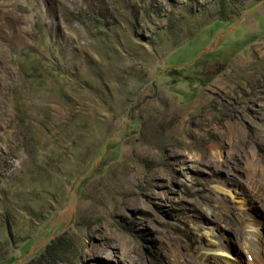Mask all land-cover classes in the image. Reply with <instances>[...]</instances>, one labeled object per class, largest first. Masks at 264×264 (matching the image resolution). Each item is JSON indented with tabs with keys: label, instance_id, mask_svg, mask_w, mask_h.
<instances>
[{
	"label": "rangeland",
	"instance_id": "374dc122",
	"mask_svg": "<svg viewBox=\"0 0 264 264\" xmlns=\"http://www.w3.org/2000/svg\"><path fill=\"white\" fill-rule=\"evenodd\" d=\"M256 163L264 0H0V264H246Z\"/></svg>",
	"mask_w": 264,
	"mask_h": 264
},
{
	"label": "bare ground",
	"instance_id": "6f19581e",
	"mask_svg": "<svg viewBox=\"0 0 264 264\" xmlns=\"http://www.w3.org/2000/svg\"><path fill=\"white\" fill-rule=\"evenodd\" d=\"M245 175L251 182L249 192L251 200L249 199L250 201H248L253 203L254 199L264 200V165L256 163L253 172L247 169ZM220 190L234 198V193L229 189L222 188ZM237 205L238 208L245 210L248 217L244 226L247 229V236L243 239V251L247 257L246 264H264V233L261 231L262 220L250 213L251 207L245 203L244 198L237 200ZM206 234L209 237L211 236L210 233ZM217 241L218 240H215L212 234V239L209 238L208 244H205L202 247V253L200 254L201 258L203 259L209 253H212L213 256L222 258L224 261L222 264H238L235 257L233 258L228 252V249L226 250L227 247L224 248L220 242ZM191 264H197V262L194 261Z\"/></svg>",
	"mask_w": 264,
	"mask_h": 264
},
{
	"label": "trees",
	"instance_id": "16d2710c",
	"mask_svg": "<svg viewBox=\"0 0 264 264\" xmlns=\"http://www.w3.org/2000/svg\"><path fill=\"white\" fill-rule=\"evenodd\" d=\"M217 22H215L214 24L216 25Z\"/></svg>",
	"mask_w": 264,
	"mask_h": 264
}]
</instances>
